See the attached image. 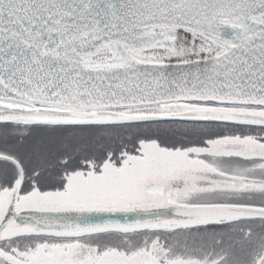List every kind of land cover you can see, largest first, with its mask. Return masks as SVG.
<instances>
[{
    "label": "water",
    "instance_id": "1",
    "mask_svg": "<svg viewBox=\"0 0 264 264\" xmlns=\"http://www.w3.org/2000/svg\"><path fill=\"white\" fill-rule=\"evenodd\" d=\"M15 121L264 126V0H0V122ZM14 203L6 219L17 228L64 236L199 211L264 217L232 205L13 214Z\"/></svg>",
    "mask_w": 264,
    "mask_h": 264
},
{
    "label": "rangeland",
    "instance_id": "2",
    "mask_svg": "<svg viewBox=\"0 0 264 264\" xmlns=\"http://www.w3.org/2000/svg\"><path fill=\"white\" fill-rule=\"evenodd\" d=\"M215 125V123L187 125L184 129L172 124H162L160 127L165 134L160 136L163 143L161 147L151 143L149 141L151 139L140 140L136 135L129 136L128 133L123 132H119L120 140L111 141L109 138H104L100 133L101 130L90 127L0 125V154L7 156L6 159L9 161L16 162L22 169L24 187L27 185V191L32 193L30 198H24V203L31 207L28 209L29 212L35 213L48 205L50 206L46 207L47 209L56 210H96L111 207L155 209L162 206L158 205L159 201L154 196L144 195V187L163 184L166 191H169L170 186L167 185L169 182L178 183L183 180L186 170L198 168V160L203 157V153L199 150L210 152L217 148L216 142L209 143V149L200 144L201 140L208 139L210 142L215 139V130L219 128ZM248 128H264V126ZM263 131L255 130L254 134H244L241 138L216 140L219 144L231 142L239 158L243 159L244 156L250 159L264 158ZM112 144H120V148L111 152L106 162L98 164L92 162L93 151L96 153L99 149ZM9 161H6L7 164L0 163V188L13 185L17 171L10 168L13 166ZM121 165L124 166L122 172L127 170L128 172L114 173L116 167ZM8 167L10 171L7 170ZM230 173L235 175L234 170ZM54 182L58 183L57 186L65 193H53L59 196L49 192L45 193L48 195H39L42 193L35 189L51 188ZM189 182L194 180L191 179ZM183 184L185 183L177 185L180 187ZM97 185H101L105 193L99 186L94 188ZM227 188L233 191L238 189V193H229L224 190ZM214 189L219 190L197 194V197L189 198L191 200L187 201L214 203L212 205H221L217 204L219 202L255 206L264 204V180L229 181ZM234 197L237 199H231ZM181 198L186 200L187 196L185 194L170 196L164 200L178 203ZM243 198L252 200H241ZM9 202L4 207L0 204V228L4 229V234L11 239L0 240V252L5 249L4 252L22 264H87V262L147 264L151 261L154 264H192L191 257L186 252L192 253L193 258L201 261L208 256L224 254L225 259L217 255L213 258L218 262L223 259L224 264H253L254 252L264 256V220H259L255 216L229 222L224 225L223 230L201 228L175 232L170 236L154 237L155 242L173 245L177 249H186L185 255L172 253L173 260L165 263V252L153 251L154 245H147L149 239L145 233L149 232H146V228L132 229L126 233L120 230L113 231L71 241L63 240L66 238L65 234H48L46 237L24 234L14 238L18 237L14 236V233L19 228L15 226L16 220L6 219L10 216L7 211ZM12 213L20 214V210H14ZM220 216L227 219L233 214L224 211H199L193 213L191 217L197 225L205 221H212L210 225H215L219 222L217 218ZM139 234L142 239L135 240ZM70 249H74L79 254L74 253L75 251L68 254ZM87 252L95 255L86 254ZM235 255L242 256L233 258ZM246 255H249L248 263Z\"/></svg>",
    "mask_w": 264,
    "mask_h": 264
},
{
    "label": "trees",
    "instance_id": "3",
    "mask_svg": "<svg viewBox=\"0 0 264 264\" xmlns=\"http://www.w3.org/2000/svg\"><path fill=\"white\" fill-rule=\"evenodd\" d=\"M162 124H172V125L183 127L184 129L187 128L186 127L187 125H199V124L180 123V122L139 123V124H135L134 126L102 127V131L104 129V132L101 131L100 133L104 135V138H109L111 141L116 140V139L120 140L121 137L119 136V132L128 133L129 136L136 135V138L140 140L151 139L149 140L151 143H154L155 145L161 147L163 146V143L161 141L160 136H163L165 134L164 130L160 127V125ZM215 126H219V128L215 130V134H214L215 139H218V140L229 139V138H241L244 134H254L255 130H264V128H248V127L243 128V127H232V126H221V125H215ZM263 135H264V131H263ZM208 143H209L208 139H204L200 141L201 145L209 149ZM105 145H106V142H105ZM119 148H120V144L107 145L103 149H99L95 153V155L92 156L91 160L93 163H98L101 160L106 162L109 154L113 151L119 150ZM235 152L236 151H235L234 145H230V144L219 145V149L217 152H209V151L207 152L204 150V154L206 155V157L203 159L202 165L209 166L205 162L209 163L211 165L209 166L211 170H208L207 168H203L202 166L198 168H194L196 169V171L194 169L186 170L183 175V180H181L180 182L175 183L173 181L171 182L167 181L169 182V184L167 185L170 186L168 189L172 192H175L176 194L194 193L186 199V200H191L189 198L194 199V197H197V195H195L197 193L202 192L200 194H205V193L210 192L211 190H214L216 192L219 189H214V188H218L222 184H226L232 179L240 180L243 176L245 177L248 173H251L254 175V174H258L261 171V168H253L252 166H254V162L252 161L250 162V160L248 158H245V156L243 159L239 158V156H235V157L231 156V155H237ZM6 157L7 156L0 154V163L2 162L6 163L7 161ZM10 168L16 170V168L14 167H10ZM10 168L8 167L7 170L10 171L11 170ZM215 170H218L221 173L214 174L212 171H215ZM232 170L238 172L239 176L230 174L229 171H232ZM21 175L22 173L17 170V175L15 176L13 184L20 182ZM191 179H193L194 182H189L191 181ZM212 181H217V182H212ZM250 181L256 182V180L254 179ZM181 183H185V184L179 187V185L177 184H181ZM57 184L58 183L54 182L52 187L47 189V192L51 194L65 193V191H63L60 187H58ZM185 186L187 187L185 188ZM3 188L6 193H9L8 191L10 190L11 187L8 186V187H3ZM150 189H153L154 193L161 195L163 194V192H165L164 190L166 189V187L163 184L146 185V187H144L143 189V193L147 195L146 192H148V190ZM27 190H28L27 185L25 187L23 185L22 191L20 192L23 193V191H27ZM228 191L229 190H227V192ZM230 193L236 194L238 193V189H236V191H231ZM54 196H59V195H54ZM160 198H165V196L160 197ZM231 199H237V198L234 197ZM241 200H252V199L243 198ZM260 205L264 206L263 203H260ZM225 224L226 223H224V225ZM224 225H216L214 228L223 230ZM198 227L201 229V228H204L205 226H198ZM208 228H213V227H208ZM146 232H149L148 234L145 233L149 239V242L147 243V245L149 244L151 246L153 244L154 245L152 247L153 251L165 252L164 261L165 263H168L172 259V253H177L173 251L175 247L173 245H169L166 243L155 242L154 237L170 236L173 234V232H163L162 229H153V231L146 230ZM108 233H111V232L102 233V234H93L92 236H99V235H104ZM82 238H85V237H81V239ZM141 239H142L141 234H139L135 240L140 241ZM67 240L71 241L72 239L69 238ZM74 253L79 254L77 251H75ZM86 254L95 255L90 252H87ZM178 254L181 255V253H178ZM260 254L261 253L254 252V256H258ZM80 255H83V254H80ZM208 258L209 256L206 257L205 259L208 260ZM222 261L223 259H220V262ZM214 262H216L214 258H211L210 260H208V263L214 264Z\"/></svg>",
    "mask_w": 264,
    "mask_h": 264
}]
</instances>
